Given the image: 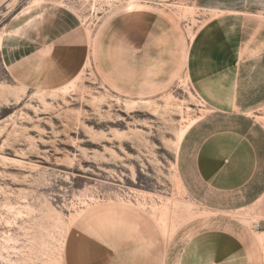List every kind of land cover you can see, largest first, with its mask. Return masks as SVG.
<instances>
[{
  "label": "rangeland",
  "instance_id": "374dc122",
  "mask_svg": "<svg viewBox=\"0 0 264 264\" xmlns=\"http://www.w3.org/2000/svg\"><path fill=\"white\" fill-rule=\"evenodd\" d=\"M33 2L0 0V264H264V197L218 209L195 167L232 45L264 90V0Z\"/></svg>",
  "mask_w": 264,
  "mask_h": 264
},
{
  "label": "crops",
  "instance_id": "0c3cea01",
  "mask_svg": "<svg viewBox=\"0 0 264 264\" xmlns=\"http://www.w3.org/2000/svg\"><path fill=\"white\" fill-rule=\"evenodd\" d=\"M232 47L234 50L229 59L234 105L223 107L215 105V108L231 109V111L229 113L223 111L219 114L221 116L216 118V121H221L224 126L205 135L199 142L195 153V167L199 178L209 190L215 193L217 198L225 199V202L222 200L211 204L218 209L250 206L264 197V127L253 121L248 113L243 111L253 108L252 104L254 107L259 105L258 102L264 98V90L257 93L259 97L254 96L253 99H249L252 102L240 105L244 98L240 101L238 95L241 91L246 93V87L249 92H252L251 89L254 86L240 77L242 70L240 62L243 57L240 45L237 44V47L232 45ZM212 78L218 79L219 77L212 76ZM212 78L208 77L205 83H201L203 93L204 87L217 86V82H214ZM205 91L208 95L207 89ZM236 101L239 104L237 106H235ZM236 109H241V111ZM202 126L201 124L190 129L187 137L190 138L192 135L193 144ZM223 255L226 261L222 264L226 262V264H232L233 260L239 259V256L228 249L223 251Z\"/></svg>",
  "mask_w": 264,
  "mask_h": 264
},
{
  "label": "bare ground",
  "instance_id": "6f19581e",
  "mask_svg": "<svg viewBox=\"0 0 264 264\" xmlns=\"http://www.w3.org/2000/svg\"><path fill=\"white\" fill-rule=\"evenodd\" d=\"M38 1V0H37ZM36 0H35V2H37ZM41 2L43 1V0H40ZM35 2H33V3H35ZM140 7V5H137V3L135 2V1H131V2H129V4H128V9L129 10H131L132 12H133V10L134 9H136V8H139ZM141 11V10H140ZM127 13V12H126ZM141 14V13H140ZM115 15V14H114ZM137 16V15H136ZM41 17V16H40ZM28 21V20H27ZM30 21H32V20H30ZM30 21H28V23H30ZM33 22V21H32ZM31 22V23H32ZM22 27V26H21ZM23 32V31H22ZM179 41V40H178ZM65 92V91H64ZM68 92V91H67ZM169 106V105H168ZM171 106V105H170ZM189 125V124H188ZM187 125V126H188ZM260 240L264 243V237H263V234H261L260 235Z\"/></svg>",
  "mask_w": 264,
  "mask_h": 264
}]
</instances>
